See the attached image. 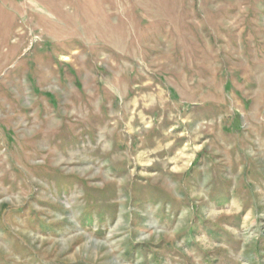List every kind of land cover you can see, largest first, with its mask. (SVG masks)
<instances>
[{"label": "rangeland", "instance_id": "374dc122", "mask_svg": "<svg viewBox=\"0 0 264 264\" xmlns=\"http://www.w3.org/2000/svg\"><path fill=\"white\" fill-rule=\"evenodd\" d=\"M0 264H264V0H0Z\"/></svg>", "mask_w": 264, "mask_h": 264}]
</instances>
